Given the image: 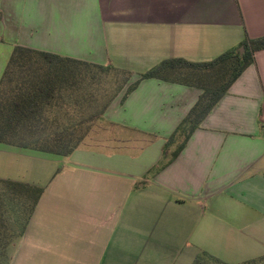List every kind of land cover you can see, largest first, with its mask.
<instances>
[{"label": "crops", "instance_id": "1", "mask_svg": "<svg viewBox=\"0 0 264 264\" xmlns=\"http://www.w3.org/2000/svg\"><path fill=\"white\" fill-rule=\"evenodd\" d=\"M246 36H264V0H0V82L18 46L130 74L102 140L69 156L0 143V221L20 197L6 184L43 189L15 240L0 229L8 264L264 257V51L176 157L167 142L202 91L150 78L125 97L161 62L212 61Z\"/></svg>", "mask_w": 264, "mask_h": 264}, {"label": "trees", "instance_id": "2", "mask_svg": "<svg viewBox=\"0 0 264 264\" xmlns=\"http://www.w3.org/2000/svg\"><path fill=\"white\" fill-rule=\"evenodd\" d=\"M264 51V36H246L238 48L207 62L169 59L161 62L128 87L125 97L141 80H172L199 88L202 94L183 120L167 147L182 140L173 157L186 146L193 132L228 93L247 67L255 63V54ZM127 74L113 97L97 115L82 114L94 107L99 72ZM130 74L111 66H101L70 58L43 54L16 47L0 82V143L30 147L69 156L91 133L111 103L125 89ZM16 194L32 196L31 213L43 189L17 183L6 184ZM9 186V187H8ZM226 264L203 253L194 264L206 260ZM244 264H264V257Z\"/></svg>", "mask_w": 264, "mask_h": 264}, {"label": "rangeland", "instance_id": "3", "mask_svg": "<svg viewBox=\"0 0 264 264\" xmlns=\"http://www.w3.org/2000/svg\"><path fill=\"white\" fill-rule=\"evenodd\" d=\"M126 78L127 74H123L120 72H99L96 80L97 85L92 87V89L95 90V93L97 95L95 96L96 100L94 102V107L89 112L85 111L82 114H85L86 116L99 114L104 108V106L113 97L116 89L125 82ZM103 127V123L100 121L94 124L92 133L90 134V137H92L93 141L102 140L104 138ZM181 141L182 140H178V142L170 148L171 152L178 148ZM1 190L4 189L1 188ZM33 198L34 197L32 196L28 197V195H25V197L24 195H21L13 201L14 203L12 206H9L10 204L7 199H1V201H3L1 202L0 229L1 234L5 237L4 241H1V245H3L5 242L7 243L11 240H15L17 236L21 233L25 222L31 213ZM5 249L1 247L0 264H8L7 252L3 251ZM203 264L215 263L212 260L206 259Z\"/></svg>", "mask_w": 264, "mask_h": 264}]
</instances>
